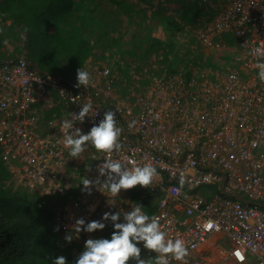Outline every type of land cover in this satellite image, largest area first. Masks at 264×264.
<instances>
[{
  "label": "built area",
  "instance_id": "built-area-1",
  "mask_svg": "<svg viewBox=\"0 0 264 264\" xmlns=\"http://www.w3.org/2000/svg\"><path fill=\"white\" fill-rule=\"evenodd\" d=\"M126 1L153 12H201L186 31L193 48L182 50L184 62L158 74L150 88L138 77L128 102L117 89L119 73L105 63L84 66L91 80L77 87V74L51 75L23 55L0 61V148L10 183L66 200L59 212L65 230L71 210L89 221V194L106 190L99 181L84 190L81 180L103 182L98 166L106 154L89 142L79 157L70 156L61 125L84 103L93 105L92 116L74 121L83 132L113 110L122 147L110 158L127 168L151 163L179 189L168 192L156 177L150 184L168 193L152 216L189 249L184 261L170 264H209L206 258L224 245L233 264H264V82L257 67L264 60V0Z\"/></svg>",
  "mask_w": 264,
  "mask_h": 264
},
{
  "label": "trees",
  "instance_id": "trees-1",
  "mask_svg": "<svg viewBox=\"0 0 264 264\" xmlns=\"http://www.w3.org/2000/svg\"><path fill=\"white\" fill-rule=\"evenodd\" d=\"M135 11L126 0H0V14L11 20L7 31L13 35L17 56L23 55L41 71L66 79L75 76L77 69L84 68L93 55L95 46L89 41L90 33L100 39L112 36L117 30L120 32L114 49L124 62L117 71L120 76H128L133 57L142 58L144 53L134 46ZM170 12L176 15H167L162 9L151 15L157 27L169 34L180 31L183 22L196 21L201 13H193L190 8ZM4 40L6 37H0V50ZM220 58L218 53L217 59ZM75 165L71 164L72 169ZM161 177L164 183H169ZM10 179L0 148V264H52L63 240L54 225L66 200L16 189ZM68 193L77 192L70 189ZM129 195L152 216L156 212L155 203L163 193L150 185H137L129 189ZM78 254L79 251L70 255L68 261Z\"/></svg>",
  "mask_w": 264,
  "mask_h": 264
},
{
  "label": "clouds",
  "instance_id": "clouds-1",
  "mask_svg": "<svg viewBox=\"0 0 264 264\" xmlns=\"http://www.w3.org/2000/svg\"><path fill=\"white\" fill-rule=\"evenodd\" d=\"M7 41H5L6 43ZM259 79L264 82V60L257 62ZM91 74L82 67L77 69L76 86L87 87ZM63 91V90H62ZM93 112L91 103H84L78 113L74 112L71 119H64L61 128L65 131L64 146L70 156L79 157L88 147L89 142L97 151L106 154L102 164L98 166L99 173L106 177L103 182L91 180L89 177L81 180L84 190L99 181L102 187L113 196L120 194L121 190L132 189L137 185L148 187L159 175L157 168L151 163L143 166L134 165L125 167L119 159H112L113 151L119 152L122 145L120 136L122 129L118 125L116 112L107 110L98 124H93L88 132L75 127L74 121H85ZM71 130V131H68ZM180 185L185 184V176L181 174ZM121 216L123 219L121 220ZM110 220L114 231L109 237L88 238L82 251L71 262L64 255L55 256L52 264H151L142 258V247L153 250L155 264H170V260L184 261L189 253L185 241L181 238H171L162 230L159 218L148 215L143 207L137 205L123 215L119 211L105 212L100 220L87 221L78 218L75 222L76 233L81 231L93 233L106 227L104 221ZM64 239L71 242L72 234L67 233ZM142 242V247L141 243ZM243 259V257H241Z\"/></svg>",
  "mask_w": 264,
  "mask_h": 264
},
{
  "label": "rangeland",
  "instance_id": "rangeland-1",
  "mask_svg": "<svg viewBox=\"0 0 264 264\" xmlns=\"http://www.w3.org/2000/svg\"><path fill=\"white\" fill-rule=\"evenodd\" d=\"M183 6V5H180ZM170 10H174L171 8ZM153 11L149 10H140L136 9L134 12L133 18L135 21V38H134V46L135 48L142 50L144 52L142 54V58L139 56H134L133 64L131 65V69L128 71V76L125 77L120 76L121 80L119 81V86L117 89L121 90V96L124 101L131 100L132 95L136 91V87L140 86L139 80L135 79V76L140 75L141 81H143V85L147 88L151 87L152 80L157 77L160 73H168L173 66L177 67V65L182 64L184 59H182L180 52L187 48H193L191 43H187V35L186 31H191L197 25V21L181 23L183 27L177 33L169 34L162 31L160 28L157 27V23L152 20L151 15ZM167 15L175 16L176 14L167 12ZM9 19L6 16L1 17L0 21V37H6L4 40V44L2 45V51L0 50L1 54L6 55L5 57L14 59L17 57L18 52L16 48L12 44V37L10 33L7 31V26L9 24ZM120 30L114 32L112 36L100 38L94 37L93 33L89 34V41L91 45L95 46V51L93 55L89 58L86 65L89 68L90 65H98L99 63H105L110 65L111 68L115 69L116 71L124 65V62L119 56L118 53L115 51V41L119 35ZM141 32V35H138ZM142 37V39H141ZM5 41H7L5 43ZM139 51V50H138ZM184 53V52H182ZM184 56L190 57L191 54H183ZM172 58V59H171ZM173 64V65H172ZM136 67V68H135ZM118 72V71H117ZM151 82V83H150ZM144 86V88H145ZM134 100V97H133ZM158 181L163 185V187L170 193H178L179 189L175 186L168 185L164 183L162 177L160 175L156 176ZM165 190L164 194L162 195L163 198H166L168 195L167 191ZM167 194V195H166ZM111 193L105 191L102 193H93L92 195L89 194V221L91 220H100L103 218V214L105 212H116L119 211L121 215L125 212L131 210V206L137 205L132 197L129 195V189L124 190L121 195L119 196H110ZM166 195V196H165ZM99 211L98 216H93V210ZM91 210V212H90ZM74 211H70V217L73 220V224L70 225L71 228L69 230H65L63 225L60 221L58 216L56 224L54 225V229L59 230L63 236L62 243L60 245L61 251L59 255H64L67 258L79 251H82L84 247V243L88 238H99V237H109L111 233L114 231L112 227V222L110 220L104 221L106 227L103 230H97L93 233H89L86 231H81L79 234L76 233L75 230V222L79 218ZM123 216H121V220ZM67 233L72 234L73 239L71 242H68L64 239ZM142 244V242H140ZM142 247V245H141ZM228 246L224 245L221 251H216L212 254L211 257L206 258L209 264H231L230 259L228 258L227 251ZM58 255V256H59ZM142 258L146 261H151V264H155L154 256L149 253L148 249H144L142 247Z\"/></svg>",
  "mask_w": 264,
  "mask_h": 264
},
{
  "label": "crops",
  "instance_id": "crops-1",
  "mask_svg": "<svg viewBox=\"0 0 264 264\" xmlns=\"http://www.w3.org/2000/svg\"><path fill=\"white\" fill-rule=\"evenodd\" d=\"M8 22H9V24H11V20H9ZM5 56L6 55H4V51H3V54L0 55V61H7V60L11 59V58H7ZM138 77H140V75L135 76V79H137ZM231 264H233V263L231 262Z\"/></svg>",
  "mask_w": 264,
  "mask_h": 264
}]
</instances>
